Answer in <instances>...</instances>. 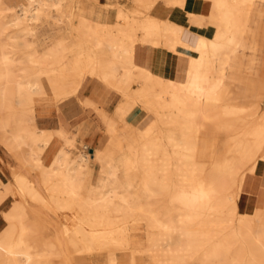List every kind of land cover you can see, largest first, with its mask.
Segmentation results:
<instances>
[{
	"label": "bare ground",
	"instance_id": "1",
	"mask_svg": "<svg viewBox=\"0 0 264 264\" xmlns=\"http://www.w3.org/2000/svg\"><path fill=\"white\" fill-rule=\"evenodd\" d=\"M106 1L83 5L90 14L104 10L107 19L80 14L75 5L66 9L75 19L73 34L108 49L112 60L95 77L119 94L111 108L117 116L94 98L77 97L106 141L72 157L76 131L65 133L61 120L56 128H40L35 120L38 104L45 108L50 100L59 109L56 96L77 94L69 79H85L68 39L43 51L34 40L33 24L43 18L62 23L68 0H0V146L14 165L11 182L0 189V204L11 199L2 211L0 264H68L67 258L93 264L98 256L119 264L123 252L131 264L144 253L151 264H264V208L250 210L242 194L247 175L264 172V156L252 171L243 170L263 151L264 109L212 102L242 47L256 0H123L132 8L118 3L115 10ZM162 7L171 13L159 16ZM123 99L136 110L122 107ZM253 111L255 120L247 119ZM133 115L142 122L140 144L120 128ZM25 116L35 124L25 127ZM168 127L178 130V139L165 138ZM41 134L64 143L48 162L49 140L40 144ZM216 134L225 135L220 157L208 155L204 140ZM125 156L129 166L122 170ZM90 161L99 174L89 190L82 171ZM30 203L64 214L67 252L27 210ZM173 210L176 219H169ZM136 229L145 233L143 249L133 246ZM100 238L104 243L96 246Z\"/></svg>",
	"mask_w": 264,
	"mask_h": 264
},
{
	"label": "rangeland",
	"instance_id": "2",
	"mask_svg": "<svg viewBox=\"0 0 264 264\" xmlns=\"http://www.w3.org/2000/svg\"><path fill=\"white\" fill-rule=\"evenodd\" d=\"M76 0H68V2L64 6V13L65 17L62 23H57L51 19L43 18L40 22L41 23H34L33 27L35 29V43L39 50H43L52 43H54L57 39H68V46L74 49H80V51L84 56L89 55L90 49H93L96 53V56L101 57L104 62H110L111 56L107 48L101 49H94L89 44H87L82 37L78 36L77 34H73V23L75 19L69 18V11L68 6H73ZM89 1V0H88ZM97 1V0H95ZM105 1V0H100ZM110 4H113L114 7H111V10H115L117 6L123 5L129 9L132 8L131 3L124 2L123 0H107ZM119 3V4H118ZM14 10L10 9L7 13V17H12ZM103 19H107V14L105 13L102 15ZM32 37L29 36L28 39ZM84 75L85 79L81 80L78 76H74L73 78L69 79L71 83L68 87L70 88L77 87V94L76 96L72 95L71 93L66 92L65 98H61L60 96L57 97V101L59 102L60 108L58 109L56 105H54L50 100H44L46 103V107L43 108L41 105L38 104L37 107V122L39 126H42L44 120L42 119L43 116H48L46 120L54 122L55 113L60 111H68L67 117L70 118L73 115L78 114L72 121L83 117V106L78 102L77 97L80 100H84L87 97H90L91 93H94L96 88L101 87V91H103L106 95H108V100L104 102L105 108L110 110L113 105L116 103L119 98V94L113 90H109L105 87L101 82H98L95 75L100 73L97 66L95 65H85ZM104 71V70H103ZM95 74V75H93ZM93 75V76H92ZM92 76V77H91ZM89 84V85H88ZM88 86L92 87V89H88ZM81 87V89H80ZM94 88V89H93ZM80 89V90H79ZM106 90V91H105ZM88 92V96L86 95ZM110 93V94H109ZM113 95V96H112ZM85 96V97H84ZM216 97V98H215ZM92 98V97H90ZM70 101V102H69ZM212 102L214 104H232V105H243V106H253L259 105L260 109H264V0H256L250 21L248 23L244 41L242 47L237 52L235 57L233 58L229 72L225 81L223 88L218 92L216 96L213 97ZM69 105L66 106V104ZM50 105V106H49ZM120 105L126 109H130L129 111L133 112L135 109L134 103L128 99H123L120 102ZM134 107V108H133ZM72 110V111H71ZM111 112L112 109H111ZM254 113V111H253ZM115 116L116 113L113 112ZM87 115V114H86ZM90 112H88V116L82 122L76 124H72L70 126V130L76 131L75 135L79 142L76 144V147L73 148L72 157H76V155L82 153H86L87 150L91 152V146L95 144H104L106 141V136L101 134V128H98L99 136L96 141L94 142H85L79 138L80 131L83 127L91 128L92 125L96 124L94 119L90 116ZM143 113L141 117H143ZM51 117V118H50ZM35 118V120H36ZM256 114L254 116H249L247 119L255 120ZM26 119V120H25ZM141 118L138 115H133L126 118L123 122H121V130L127 134L133 140H137L139 142V138L141 136L140 127L142 126ZM84 122V123H83ZM141 122V123H140ZM35 121L32 119L31 116L24 117V126L29 127L34 125ZM80 126V127H79ZM76 127V128H75ZM79 128V129H78ZM133 129V130H132ZM69 129H66L65 132H68ZM28 129L24 130V134L27 135ZM165 138L168 139H178L179 132L175 127H168L165 128ZM169 136V137H168ZM28 142H31L30 139H27ZM204 140H206V148L208 150L209 156H218L220 157L223 149V144L225 140L224 134H216L205 136ZM79 144V145H78ZM95 145V146H97ZM79 148H78V147ZM88 146V147H87ZM75 150V151H74ZM123 156V155H122ZM264 156V148L263 151L258 153L252 161H249L244 171H252L258 162V158ZM123 163L126 166H129V158L127 156L123 157ZM97 162L90 161V165L82 172L84 173V181H86L87 173L92 170L96 172L97 169ZM242 170V172H243ZM90 179V178H89ZM224 181H227V178H223ZM253 184V177L251 175H247L245 179V183L243 186V196H248L247 192L250 190L251 185ZM91 186H89L90 190ZM137 194V193H136ZM178 213L177 210H173L169 216V219H176V214ZM175 218H174V217ZM61 217V224H62V234L60 237L64 241L65 234L63 230V218L64 214L62 212L59 213ZM52 223V222H51ZM133 234V241H134V248L143 249L146 246L145 233L142 229H136L132 232ZM140 234V235H139ZM104 243V238L98 239L95 245L100 246ZM67 252V251H66ZM67 258V257H66ZM141 261L143 264H151V258L149 254H142ZM68 264L70 263L69 259L67 258Z\"/></svg>",
	"mask_w": 264,
	"mask_h": 264
},
{
	"label": "crops",
	"instance_id": "3",
	"mask_svg": "<svg viewBox=\"0 0 264 264\" xmlns=\"http://www.w3.org/2000/svg\"><path fill=\"white\" fill-rule=\"evenodd\" d=\"M7 1L11 5H14V4L19 3L22 0H7ZM83 1L84 0H76L74 2V4H73V6L75 5V6H77L78 9H80V14H84V15H87V16L90 15V16H93L94 18L103 19L102 15H104L106 13V12H104V10L103 11H95L94 13L90 14L87 6L83 5L85 3ZM156 13L159 16H167V15H169L171 13V10L170 9H165V8L162 7V8H158ZM176 19L180 20L179 18H176ZM41 22H39V23H41ZM43 50H39L38 49V51H43ZM95 53L96 52L93 49H90L89 55L87 54V56H84L83 54H85V53H82L80 51V49H76L75 50V55H76L80 65L82 67L85 68L86 67L85 65H95V66H97L99 72L102 73L108 62H104L101 59V57L96 56ZM154 62H155V54L152 57V62L151 63L154 65ZM30 67H31V70H32L33 73H38L39 70H40V68H39V66H38V64L36 63L35 60H32L30 62ZM100 73H98V74H100ZM93 75H95V74H93ZM80 89H81V87H80ZM88 89L91 90L92 87L88 86ZM95 89L96 90L94 91V93L90 94V97L94 98L95 100H98L102 104V106L105 108L104 102L108 100V98H109L108 95H106L103 91H101L102 90L101 87H99V88L95 87ZM85 96H88V92H86ZM67 105H69V103H67L66 106ZM83 112H84L83 113L84 115H82L83 117L75 119V121H72V119L75 118L80 113H77V114L73 115L72 117L68 118L67 117L68 111H63L62 110L60 112L55 113V115H54L55 119L53 120L54 121L53 123L51 121H49V120H46V118L48 116H43L42 117V119L44 120V122L42 123L43 125L42 126L38 125L37 118H36V124L40 128H56V127H58L59 120H61L62 123L60 125V128L64 132L66 131V129H69L68 130V132H69V131H71L70 130V126L72 124H74V123L78 124V123L82 122L84 119L87 118L88 112H90V116L94 119L96 124L92 125L91 128H89V130H88V127H83L82 130L80 131L79 138L81 140H84L85 142H88V141L94 142V141L97 140V138L99 136V132H98V128H100L99 122L96 119V117L93 114V112L91 111V109H89L88 107H85L83 109ZM65 133H67V132H65ZM46 140H49V145L46 147V150H45V152L43 154V158H44L45 162H48L50 160V158H51V155H57V154H59L61 152V150H62V148L64 146V143L60 139H58L57 137H51V136H49L47 134H41L39 136L38 142L41 144L42 142H44ZM139 140H140L139 142H136L137 140H134V142L136 144H140L141 141H142L141 137L139 138ZM95 145H97V144H95ZM120 165H121L122 170L123 169L125 170V169L128 168L126 166V164H124L123 162ZM13 166H14L13 164H9L8 163V155L2 149V146H0V189L3 186H5V185H7V184H9L11 182V178L13 176V174H12ZM9 170H10V176H9ZM21 170L24 173H27L28 175H30L29 174L30 173L29 170L26 167H24L23 165L21 166ZM262 171H263V167H261L258 170V175ZM98 174H99L98 166H97L96 172L92 171V170L90 171V173L88 172L87 173V177H86V181H84L86 186H88V187L92 186L95 183ZM32 178H33V175H32ZM247 194H248V196H244V197L247 198V207L250 210H252L254 207H262V208H264V172H263V174L261 176L255 177L253 179V184L251 185L250 190L247 192ZM10 203H11V199L7 198V199H5L2 202V204H0V228L3 227V225H4L3 224V220H2V211L4 209H7L9 207ZM32 204L33 203L27 204V206H26L27 210L29 212H31L41 222L45 223L46 225H48L51 228V230L54 233V237L55 238L57 237V239L60 241V243H61L60 246H61L62 250L67 251V244L62 239V237H60V234H62V224H61V217H58L59 213L58 214L54 213V212L46 209L43 206H39V205L35 206V204H33V206H31ZM141 257H142V255L136 256V264H143L142 261H141ZM118 261H119V264H131L130 263L131 259H130L129 253L128 252L120 253L118 255ZM69 264H74V262L70 260ZM93 264H109V263L107 262V260L105 258H102V257L98 256L96 259L93 260Z\"/></svg>",
	"mask_w": 264,
	"mask_h": 264
}]
</instances>
